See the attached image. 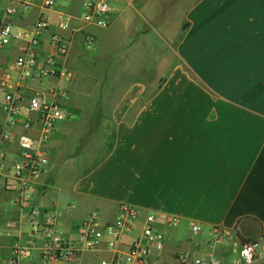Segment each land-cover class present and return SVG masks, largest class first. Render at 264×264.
I'll return each instance as SVG.
<instances>
[{
  "label": "crops",
  "instance_id": "0c3cea01",
  "mask_svg": "<svg viewBox=\"0 0 264 264\" xmlns=\"http://www.w3.org/2000/svg\"><path fill=\"white\" fill-rule=\"evenodd\" d=\"M74 2L81 0H57L50 11L46 40L59 33L68 49L60 65L71 77L60 81L70 86L73 96L98 80L101 88L117 90L115 94L107 90L99 100L101 110L93 114L83 110L80 99L71 98L72 117L51 142L50 163L34 187L35 207L55 211L68 239L75 238V227L90 215L97 214L106 224L119 208L131 207L142 216H157V229L165 236L164 249H152L150 264L214 260L230 264L239 253V235L247 241L264 239V0L194 2L185 12L186 27L174 61L154 90L139 80L140 66L133 69L131 64V56L140 54L135 48L140 38L156 34L152 24H163L149 10L150 2L110 0L108 28L62 12ZM38 14L35 8L22 23L33 22ZM61 15L71 19L63 32L57 27ZM86 34L96 40L93 50L84 44ZM82 52L87 53L85 59L80 58ZM10 53L11 48L3 63L9 64ZM108 61L115 63L108 67ZM111 71L116 74L110 78ZM125 71L133 73L126 76ZM96 72H101L100 78ZM30 87L48 90L51 86L33 83ZM95 114L112 126V144L96 154L75 157L70 172L78 175L67 186L65 209L75 219L68 224L62 219L61 197L53 199L42 185L60 161L74 118ZM4 121L0 108V124ZM8 211L2 202L0 264H10L13 244L28 246L32 241L25 222L28 209L24 214ZM166 217H176L180 224L168 227ZM143 222L141 218L136 231L122 238V250L141 235ZM192 223L201 226L199 234L191 232ZM217 227L231 235L224 244L211 247L210 232ZM183 256L185 262L180 260ZM256 264H264V259Z\"/></svg>",
  "mask_w": 264,
  "mask_h": 264
},
{
  "label": "built area",
  "instance_id": "2783aa9c",
  "mask_svg": "<svg viewBox=\"0 0 264 264\" xmlns=\"http://www.w3.org/2000/svg\"><path fill=\"white\" fill-rule=\"evenodd\" d=\"M57 0H0V108L5 121L0 124V204L6 203L9 214L26 212L32 241L28 246L16 242L12 246L10 264H84L83 256L100 250L111 257L101 264H150L152 249L162 251L165 236L158 231L157 216L142 214L131 207H121L111 222L102 224L97 214L82 220L73 239L64 236L55 211L36 208L34 187L51 160V142L71 119L65 103L70 99V86L60 80L70 78L60 65L68 49L65 39L55 33L46 40L51 26L50 11ZM35 8L39 14L29 23H22ZM82 19L102 28L111 25L110 0H81ZM70 17L61 15L58 30L66 31ZM48 45L44 52V45ZM88 50L95 38L85 35ZM9 64L3 63L8 49ZM52 82V83H51ZM50 84L48 90L31 88V84ZM144 218L141 235L122 250L121 240L132 234ZM168 227L178 226L176 217L164 219ZM13 223H10L12 226ZM193 234L202 231L192 223ZM230 232L214 228L209 245L226 242ZM1 237V233H0ZM104 244V248L102 245ZM102 248V249H101ZM264 259V239L239 245V253L230 264H256ZM185 262L187 256L180 257ZM204 264H225L220 260Z\"/></svg>",
  "mask_w": 264,
  "mask_h": 264
},
{
  "label": "rangeland",
  "instance_id": "374dc122",
  "mask_svg": "<svg viewBox=\"0 0 264 264\" xmlns=\"http://www.w3.org/2000/svg\"><path fill=\"white\" fill-rule=\"evenodd\" d=\"M112 1L115 2L116 0ZM148 1L150 2L149 10H151L153 12V15H155L156 21L159 23V21L162 20L163 24H152L153 27H155L154 32L156 34L154 36H152L151 34V36L146 35V38H140L137 46H135V48L139 50L140 54L131 56V64H133V69H136L140 66V69L138 71L139 80L145 82L146 84L149 83V88L151 90H154L157 89L158 86L162 83L163 77L167 72L165 68L168 67L170 62L174 61V50L176 44L185 31L186 27L184 21L185 12L191 7L194 2L198 0ZM121 2L124 3L123 0H121ZM62 12L82 16L81 3L79 4V2H74L71 6V9H62ZM165 25H169L166 31H164L163 29ZM115 26L116 25H114V27ZM147 38H149V40ZM126 50L127 47L125 46L123 48V52H126ZM82 53L83 54H80V58L85 59L87 57V53ZM114 63L115 62L113 61H108L107 65L109 67ZM88 64L91 65L90 62H88ZM96 64L101 70V67H99L98 65L102 64L101 61H97ZM83 70H85L84 67ZM101 72H96V74H98L97 77L100 78ZM132 73L133 71H125L126 76ZM111 74L113 75L116 73L115 71H111L109 75L110 78L112 77ZM99 83L100 81L98 80L95 81L94 85L91 83L92 85H87L85 88L83 87V93H75L74 96L71 89V97L68 102V106H66V109L73 112V108L72 106H69V104L72 105V99L77 98L83 102L82 105L84 111H87L91 114L100 111L101 104L99 100L101 99V97L106 95L107 90H109L111 94H115L117 88H101L99 86ZM88 90H91V94L89 95H87ZM90 95L92 96L91 98H89ZM90 99L91 101L89 102ZM73 122L75 124L72 125L73 131L70 133L68 132V142L62 145L63 149L60 161L54 165L53 169H51L50 171L51 175L47 178V182L42 185L43 189H48L49 194L54 195L53 199H58L57 195L61 197V212L63 213H61L62 219L65 221L68 220V224L73 223L75 219L71 218V215L68 216L65 213L67 211L65 210L67 207V203L69 202L67 196V186L70 182L74 181L78 175L74 172H70L71 169L74 168V161L77 160L75 157L80 155L81 157H84L89 155V153L90 155H93L99 152V150H101L105 146L110 147V145L112 144L113 133L112 126L108 123V121L106 119H99L96 114L91 118H74ZM73 158L74 160H72ZM82 258L85 264H101L103 260L109 258V254L100 250L98 253L86 254Z\"/></svg>",
  "mask_w": 264,
  "mask_h": 264
},
{
  "label": "trees",
  "instance_id": "16d2710c",
  "mask_svg": "<svg viewBox=\"0 0 264 264\" xmlns=\"http://www.w3.org/2000/svg\"><path fill=\"white\" fill-rule=\"evenodd\" d=\"M238 238H239V241H240L241 244H245V243L249 242V241L245 240V239H244L242 236H240V235H239Z\"/></svg>",
  "mask_w": 264,
  "mask_h": 264
}]
</instances>
